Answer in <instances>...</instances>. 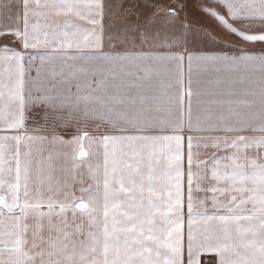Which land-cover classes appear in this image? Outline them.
Here are the masks:
<instances>
[{
	"label": "snow or ice",
	"instance_id": "obj_1",
	"mask_svg": "<svg viewBox=\"0 0 264 264\" xmlns=\"http://www.w3.org/2000/svg\"><path fill=\"white\" fill-rule=\"evenodd\" d=\"M0 6L4 5L0 0ZM189 0H175L161 8L145 0L143 8L151 11L145 15L143 22L138 18L135 27L128 23V16L133 9L139 12L141 5L128 4L125 0H93L88 5L87 15L77 9L78 4L64 0V3L50 5L61 12L87 19L93 25L84 43H76L77 49L94 48L96 51L72 56L70 59L102 61L116 66L118 61H136L143 59L142 53L129 51V43L144 41L148 38L151 22L164 19L171 30L169 54L150 57L155 60L173 62L181 67L185 58L189 67L193 62L223 63L227 65L258 64L264 68V0H197L194 7L209 20L214 27L194 23L186 15ZM29 0H23L24 31L0 32V36L14 35L22 41L25 50L37 48L29 34ZM108 14L111 24L109 45L111 52H104L101 47L102 21ZM258 25V27H253ZM79 30V26H75ZM76 33H73L75 35ZM65 36L68 34L65 33ZM89 37L93 39L90 41ZM229 37L231 39H225ZM59 39L54 31L51 40L47 35L43 42L51 47ZM123 46L122 52H116V44ZM259 45V53L253 51ZM62 47H72L71 43ZM182 49V51H181ZM115 53V54H113ZM26 53L0 48V64L11 67L13 63L19 70V78L14 86L0 83V121L8 129L24 128L26 105L35 103L56 109L68 105L79 112L85 121L89 119L107 121L113 131L126 132L129 128L119 121L130 125L137 135H104L102 141L104 152V204L97 207L95 197H91L92 206L74 200L56 202L49 198L45 201L39 196L34 202L29 200L28 173L31 160H26L21 173L19 144L21 141L43 140V137L24 135H0V189H10L11 202L0 195V264H183L182 232L183 219V142L185 129L187 137V210H188V261L187 264H199L201 251H214L219 257L218 264H264V109L260 113V123L236 115L233 123L202 129L193 123V95L191 88L187 92V109L184 107V95L181 94L167 109L166 118H129L126 111L117 107L124 101L119 97L106 98L96 95L101 83L96 88L81 94L79 85L75 99H61L58 96L36 95L29 91L27 99L23 94L24 65ZM66 55V53H65ZM43 65L44 56L39 57ZM37 59L31 55L29 64ZM83 71V69H81ZM54 76L57 73H52ZM75 75V73H73ZM40 69H37V80ZM191 85V81H189ZM37 93L44 91L40 84L33 85ZM138 86V85H137ZM198 97L199 93H195ZM143 100V98H141ZM197 105L199 101H196ZM186 118V122H185ZM47 119V113L45 114ZM100 125L98 124L97 127ZM39 131V129H36ZM200 131H218L224 135L193 136ZM158 134L147 135L145 133ZM171 132L172 134H163ZM252 133L249 135L247 133ZM259 135H255V133ZM88 136L84 131V137ZM84 137H75L73 141L61 143H80ZM58 139V137H53ZM91 139V138H90ZM14 140L16 154L8 159L15 160V183L6 180L10 177L12 167L6 159V142ZM196 143L197 150L193 145ZM113 145L111 153L108 145ZM142 148L138 149L137 144ZM115 145H121L116 151ZM209 147L211 152H200L199 147ZM127 149V150H124ZM255 149V151H250ZM144 150H147L145 176L142 166L145 164ZM80 156L85 152L80 151ZM131 157V160L128 159ZM7 164V167H6ZM43 161L37 162V170H42ZM195 165L199 180L207 181V191H211L212 215L208 209L196 210L200 222L206 225L197 237L193 235V166ZM200 170H203L202 173ZM24 182L23 202H21V181ZM147 193V195H145ZM123 194V196L121 195ZM222 196L223 199L218 197ZM147 201V203H145ZM203 205V201H201ZM250 205V207H249ZM46 206L48 212H42ZM59 208V212L56 209ZM18 210V214H17ZM75 219L76 211L87 213L89 225L96 231H89L87 241H77L73 233L67 231L68 211ZM221 210L225 214H219ZM247 213V214H245ZM62 217L63 227L52 224V216ZM48 222V234L45 236L44 221ZM211 222V223H210ZM55 228L56 235H52ZM82 224L75 225L80 232ZM30 233V239L28 238ZM235 241V242H233ZM150 242V243H146ZM244 249L241 253L239 249ZM163 252L164 259L160 257ZM232 257H225V253Z\"/></svg>",
	"mask_w": 264,
	"mask_h": 264
},
{
	"label": "crops",
	"instance_id": "obj_2",
	"mask_svg": "<svg viewBox=\"0 0 264 264\" xmlns=\"http://www.w3.org/2000/svg\"><path fill=\"white\" fill-rule=\"evenodd\" d=\"M69 2L78 4L80 7L77 9L83 14L87 15L88 5L93 2V0H69ZM151 2V0H150ZM4 5H8L5 10L1 9L0 14V27H2L1 32H10L19 30L24 31V8L23 0H2ZM64 0H29L31 7L29 8V24L28 30L29 34L33 39V42L38 44V47L33 49L29 48L25 50L22 45V41L14 35H5L0 36V48L8 47L10 49L19 51L21 53H26L24 61V88L23 94L25 99H27L29 91L32 92L33 97L36 95H51L53 97H59L61 99L71 98L75 99L77 94V86L80 87L81 94L89 92L91 89L96 88L97 83H101V89L96 95H101L106 98L119 97L123 99V103L117 105V107L126 111V115L129 118H148V119H158L166 118L168 115L167 109L173 105V101L180 96L184 95V107H187V92L191 88L194 93L192 99L193 102L198 98L195 93L200 92L201 86L204 85L209 79L205 75L213 73L222 75L225 74L224 71L229 68L230 65L223 63H214L204 62L201 67L199 62H193L192 66L189 67L187 59L183 61L181 67H176V65L167 60H155L150 57L165 56L169 54V46L174 47L170 39L171 35H167V26L164 19L154 20L151 22V27L149 28L148 38L144 41H136L134 44L129 43V51L135 50L136 53H142L144 58L137 59L136 61H118L116 66L108 64L102 61H87L83 59H70L69 57L76 56L80 57L81 54H87L96 51L94 48H83L77 49L75 47L76 43H84V36H87L89 30L93 28V25L89 24L87 19L81 20L77 16L61 12L57 15L59 11L56 8L50 7V5L62 4ZM145 0H125V6L128 4H139L141 5L139 12L136 9H133V15L128 16V23L133 26L136 25L137 19L139 18L143 22L145 15L150 16L151 11L143 8ZM193 8L194 4L192 5ZM197 10H199L197 8ZM4 11V14H3ZM8 12V13H7ZM200 12V10H199ZM209 20V19H208ZM211 23V20H209ZM111 20L108 14H105V17L102 21V36L101 47L104 52H111L112 49L109 45V35H114L109 32V26ZM79 26V30L75 26ZM152 25L156 31V34H152ZM9 27L10 29H8ZM13 28V29H12ZM56 32L59 35V39L52 42L51 47L44 45L46 35L49 40H51L52 33ZM68 35L65 36L64 34ZM73 33H76L73 35ZM90 41L93 39L89 37ZM71 43L72 47H62L61 45ZM116 44V52H122L123 46L117 42L113 41ZM171 44V45H170ZM182 51V49H181ZM66 53V55H65ZM115 54V53H113ZM31 55H36L37 59L29 64V59ZM44 56L43 65L41 64L40 56ZM208 64L211 66L208 67ZM40 69V79L37 80V69ZM83 69V71H81ZM55 72L58 75H53ZM217 72V73H216ZM75 73V75H73ZM204 76V77H200ZM19 78V70L15 67V64L11 67L6 64H0V83L12 87L15 85L17 79ZM213 80V78H212ZM191 81V85H189ZM229 78L227 80V86L229 85ZM34 84H40L44 91L37 93ZM138 85V86H137ZM210 86L208 83L207 87ZM5 91L7 95V88L0 89ZM207 90V89H206ZM143 98V100H141ZM204 101V100H203ZM2 106V105H0ZM46 110L49 112H54L59 114V117H62V121L72 120L69 119L71 116L77 117L73 118L80 124V135L79 137H84V131H87V124H96L94 129L92 126H89L87 131V138H98L99 127L97 124H102V121L89 119L85 121L82 115L76 110L70 108L68 105L64 107H57L56 109L47 108L43 105H37L31 103L26 105L25 112V122H27L31 113L35 110ZM69 117V118H68ZM67 118V119H64ZM107 122V121H105ZM119 123H124L123 120ZM85 126H84V125ZM82 126V127H81ZM82 128V130H81ZM129 131L127 133H117L112 134L113 136L119 135H137L138 133L131 130V126H127ZM22 130V129H21ZM7 132H18L14 129H8L7 126L0 121V133ZM20 132V130H19ZM147 135L158 134L156 132L145 133ZM163 134H172L171 132ZM188 134L185 130V134ZM3 135V134H2ZM6 135V134H4ZM183 148V208L182 215L183 219L181 221L180 227L182 232V259L183 264H187L188 261V210H187V162L185 161ZM145 176L147 175L148 169L146 164L142 166ZM123 196V194H121ZM147 195V193H145ZM213 196V195H212ZM211 196V197H212ZM211 197L206 200H199L193 195V224L191 225L194 236H199L204 228L205 224L200 222V217L196 215V210L199 209L203 211L207 208L208 215H212L211 209L213 208V202ZM219 199L221 196L218 197ZM203 201V205L201 204ZM147 203V201H145ZM104 204V198L99 200L96 198V205L101 209L100 217L102 218V208ZM201 204V205H200ZM90 207V206H89ZM219 214H225L223 210ZM247 214V213H245ZM211 223V222H210ZM235 242V241H233ZM150 243V242H146ZM166 250L162 249V255L160 257L163 261L164 256L163 252ZM241 253L244 252V249H239ZM232 253H225V257H232ZM208 257L213 259L216 264H218L220 257L214 251H201L195 259H198L199 264L201 263L202 258Z\"/></svg>",
	"mask_w": 264,
	"mask_h": 264
},
{
	"label": "rangeland",
	"instance_id": "obj_3",
	"mask_svg": "<svg viewBox=\"0 0 264 264\" xmlns=\"http://www.w3.org/2000/svg\"><path fill=\"white\" fill-rule=\"evenodd\" d=\"M151 3L163 8L168 4H174L175 0H151ZM197 3V0H189V6L186 9V15L194 23L203 24L209 27H214L212 22L210 23L197 8H193L192 5ZM4 4V3H3ZM6 7L0 6L5 10ZM8 13V12H7ZM4 14V11H3ZM258 27V25L253 26ZM10 29L9 27H7ZM13 29V28H12ZM2 27H0V32ZM152 34H156L154 26L152 25ZM167 35H171V30L167 28ZM225 39H231L225 37ZM171 45V44H170ZM253 51L259 53V45L255 46ZM199 66L204 62H199ZM214 65V63H212ZM227 64H225L226 66ZM211 66L208 64V67ZM204 67V66H201ZM217 73V72H216ZM207 74L205 77L209 79L200 88L199 97L196 101H199L197 105L196 101L193 102V123H197V117L199 118V126L202 129H213L216 126L223 124L233 123L236 119V115L245 117L248 120L253 121L257 126L260 123V113L264 109V68L258 64L248 63L240 65H230L228 69L224 71L225 74ZM204 77V76H200ZM213 78V80H212ZM229 78V86L227 80ZM208 83L210 86L207 87ZM207 89V90H206ZM204 100V101H203ZM187 107H185L186 111ZM47 113V119L45 114ZM54 112H49L43 109L35 110L30 114L27 122L24 124V128L20 132H7L0 133V135H24L33 137H43L44 139H35L32 141H21L19 144L20 159H21V173L23 177V165L26 160H31V165L28 173V185H29V200L34 202L38 198L37 189H39V196L47 201L49 198L56 202L60 201H75L83 202L92 206L91 197H95L101 200L104 198V152L105 146L102 141L104 135L115 134L112 126L107 122L99 124V137L83 139L78 143H61V141H73L75 137L80 135V124L75 121L77 117L71 116L67 121H62V117ZM67 119V118H64ZM186 122V118H185ZM122 126L127 127L124 123H120ZM84 125V124H83ZM94 129L96 124H87V131L89 126ZM98 125V124H97ZM85 126V125H84ZM82 127V126H81ZM36 129H39L37 131ZM82 130V128H81ZM186 130V129H185ZM84 132V128H83ZM89 133V132H88ZM121 134L122 132H117ZM127 133V132H123ZM252 135V133H247ZM189 133L184 135L183 148L185 161L187 162V137ZM193 136H214L224 135L223 132L218 131H200L191 133ZM259 135V133H255ZM58 137V139H53ZM8 147L6 148V159L14 157L16 154L17 145L14 140L6 142ZM85 152L84 156H80V151ZM121 145H115L116 151L121 150ZM138 149L142 148L141 144H137ZM194 151L197 150L196 143L193 145ZM113 145L109 143L108 151L111 153ZM127 150V149H124ZM200 152H211L212 149H204L201 145L199 147ZM255 151V149L250 150ZM145 164L147 158V150H144ZM131 160V157H128ZM43 161L42 170H37V162ZM8 164L12 167V174L10 177H5L11 183H15V160L8 159ZM187 164V163H186ZM7 167V164H6ZM188 167V165H187ZM197 169L193 166V195L199 200H206L211 197L213 193L207 191L208 182L199 180L197 176ZM203 170H200L202 173ZM187 178V172H186ZM24 182L21 181L20 196L21 202H23ZM0 195H4L6 200L11 202L10 189L5 186L0 189ZM221 198H223L221 196ZM201 205V204H200ZM250 207V205H249ZM42 212H48L46 206L41 208ZM59 212V208L56 209ZM18 214V210H17ZM67 231L73 233V238L79 243V241H87L89 239L88 232L96 231L95 227L89 225V218L87 213H81L80 210L76 211L75 219L73 214L69 210L67 213ZM52 224L63 227L64 221L62 217H57L55 214L52 216ZM82 224L80 232L75 231V225ZM43 232L45 236L48 234V222L44 221ZM56 230L52 229V235L55 236ZM28 238L30 239V233ZM200 264H216L213 259L204 257Z\"/></svg>",
	"mask_w": 264,
	"mask_h": 264
}]
</instances>
